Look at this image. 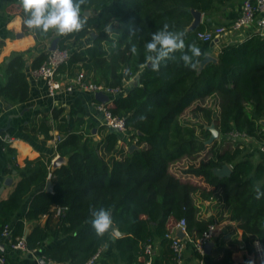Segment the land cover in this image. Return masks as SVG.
I'll list each match as a JSON object with an SVG mask.
<instances>
[{"label": "trees", "instance_id": "obj_1", "mask_svg": "<svg viewBox=\"0 0 264 264\" xmlns=\"http://www.w3.org/2000/svg\"><path fill=\"white\" fill-rule=\"evenodd\" d=\"M233 2L85 0L84 28L65 34L59 41L60 47L71 48L70 58L59 73L73 77L84 70L87 79L114 87H123L126 80L136 76V84L112 97L109 107L125 118L130 143L137 148L120 149L123 134L106 125L98 128L100 138L86 131L87 108L81 96L68 111L59 107L52 117L42 115L34 131L49 139L55 123L60 136L57 152L68 161L53 170L51 160L42 157L16 166L20 179L9 197L0 199V233L9 226L16 242L24 236L26 221L47 216L44 225L37 224L24 237L28 249H42L46 262L85 264L101 251L96 264H147L146 243L159 242L163 252L169 249L167 264H172L167 234L175 232L181 219H186L192 239L216 221L215 217H201L199 194L203 199L218 198L223 203L221 208L239 222L249 251H253L256 240L264 247V197L257 199V189L264 192V163L255 164L245 157L244 143L224 146L235 130L256 138L264 135V37L253 34L231 41L222 48L217 62L201 65L210 53L211 43L203 41L199 33L218 24L215 17ZM196 11L203 13L204 19L194 26ZM164 25L169 31L185 34V52L192 44L201 49L196 69L184 66L180 51L172 54L175 60L162 61L158 70L146 61L144 45ZM23 26L34 32L39 43L54 34ZM87 37L91 44L77 48ZM132 45L136 46L135 54ZM33 50L39 52L32 64L35 69L48 58L49 50L40 44ZM31 52H15L5 64L0 95L12 103L23 102L29 96L25 68L26 54ZM210 97L218 98L217 109L204 108V122L182 119L190 105ZM211 124L221 136L206 144L211 135L207 126ZM6 147L14 154L9 144ZM204 151L209 155L190 164L185 172L202 177L211 188L184 179L172 169L183 159L197 160ZM224 164H229L232 172L222 177L215 169ZM49 180L52 191L45 188ZM29 199L22 217L13 222ZM100 208L110 209L113 217L110 230L102 236L96 234L91 223L93 212ZM114 228L121 234L115 236ZM57 237L61 240L43 248L47 239ZM214 242L223 255L213 264H233V248L220 237ZM109 245L112 247L106 252ZM165 259L163 253L153 264ZM5 264L17 263L6 259Z\"/></svg>", "mask_w": 264, "mask_h": 264}, {"label": "crops", "instance_id": "obj_2", "mask_svg": "<svg viewBox=\"0 0 264 264\" xmlns=\"http://www.w3.org/2000/svg\"><path fill=\"white\" fill-rule=\"evenodd\" d=\"M243 0H235L231 3L222 13L215 17V21L218 24H224L233 20L239 13L240 7ZM23 6L22 0H0V82L4 79L5 73V64H7L15 52H25L32 50L31 54H26V68L25 72L27 74V79L29 82V96L28 98L19 103H12L7 100L5 97L0 95V199H7L17 181L20 177L17 174L16 166H24L27 159H36L42 157L44 159L51 160V169H55L60 165L67 163V157L61 156L57 152V141L56 138L59 136V131L57 130L55 123L54 128L50 131L52 135L51 138L45 139L44 134L37 133L34 131L36 129L37 122L44 114L53 116L55 109L59 107L66 108L68 111L73 104V102L80 96L84 99V103L87 108L86 122L84 124V129L90 131L96 137L100 138L98 135V128L104 125L103 115L97 109L94 102L97 97L88 91H85L80 88H75L72 91L61 90L58 91L55 95H50L48 91V86L46 82L42 79H38L33 74L32 64L35 57L39 54L38 51L33 50L35 45H45L47 50H50L51 47L55 44L59 46V41L65 36L55 33L51 38H48L42 43L37 42V37L31 30H26L23 26ZM204 19V14L201 13V21ZM214 20V19H213ZM215 23H213L214 25ZM254 26L248 28L243 32L244 37L250 36ZM231 35V34H229ZM228 35L224 36L227 37ZM217 38L213 43H211L210 53L212 56L217 57L221 52L222 48L227 45L232 40L226 38ZM243 37V38H244ZM91 44V38L87 37L78 43L76 46L85 47ZM62 78V76H61ZM133 78V79H132ZM127 80L125 85V92L136 84V76ZM66 84L70 82L69 79H65ZM105 97V101L111 103V98L108 100ZM261 123L264 125V119L261 120ZM264 134V127L262 130ZM5 136H10L14 140L11 142H6L3 140ZM221 136V135H220ZM219 136V139H220ZM225 142V147H234L236 146L231 143ZM246 147L245 157L250 158L255 164L264 163V154L260 151L261 144L264 143V135L261 138H256L255 136L248 133V138L246 141H243ZM6 144H9L11 148L14 149V154H11L7 151ZM229 144L230 146L226 145ZM136 149L137 146L135 143L131 144L129 137L123 134L122 139L119 142L120 149ZM204 154L199 156L197 160H192L193 162H199L202 159ZM186 161V168L190 164L189 159L182 160ZM182 161H179L175 164H178ZM187 170V169H186ZM174 171V170H173ZM178 176L190 180L199 185L211 188L202 177L196 176L193 174L183 172H176ZM8 179H11V184L7 185L6 182ZM52 183L50 180L47 182L45 188L47 189L48 184ZM3 188V189H2ZM48 190V189H47ZM53 190V184L52 189ZM218 191V190H217ZM216 191V192H217ZM197 203L200 206L201 217H215V220L218 222V232L216 237L212 240L219 238L224 239L225 244L233 248V264H256V241L254 242L253 251H249L246 248V244L243 241L242 234L243 230L239 227V222L232 220L230 213L227 209H222V202H219L218 198L213 200H207L200 197L198 194ZM30 199L23 205L21 211H19L13 222L20 219L23 213L26 211L29 205ZM47 216H43L40 220L37 221H26L24 228V237L30 233V231L37 225H44L46 223ZM115 235V234H114ZM117 236V235H115ZM21 238V237H18ZM17 238V239H18ZM186 240V250L184 264H213L214 261L219 260L223 253L222 250L217 248L215 242H213L212 247L208 253L203 257H200L194 245L191 242L190 237H183ZM25 239V238H24ZM58 240L57 238H49L43 243V248L45 249L48 246H52ZM259 243L260 241L257 240ZM15 241L12 238V235H4L0 233V254L1 258L10 259L12 262L17 264H62L54 261L46 262L42 256V249H33L28 251H22L13 247ZM155 254L154 259H159L162 257L163 253L166 256V259L162 261L161 264H167V257L169 249H165L159 242L155 243ZM262 245V244H261ZM3 247V249H2ZM112 246L109 245L106 248V252H109V249ZM264 249V247L262 246ZM46 262V263H45Z\"/></svg>", "mask_w": 264, "mask_h": 264}, {"label": "built area", "instance_id": "obj_3", "mask_svg": "<svg viewBox=\"0 0 264 264\" xmlns=\"http://www.w3.org/2000/svg\"><path fill=\"white\" fill-rule=\"evenodd\" d=\"M253 26L254 30L252 31L250 36L253 34H259L260 36L264 37V0H243L239 13L233 20L224 24H214L213 26L200 32L199 37L203 41L213 43L217 38H222L229 34L241 35L248 28H251ZM70 55V48H62L60 46H56L55 48L49 50L48 58L39 67L33 69L32 72L34 76L46 82L50 95H55L58 91L61 90L72 91L73 89L78 87L80 89L93 93L95 96L98 93H104L108 95L112 100V97L121 95L125 92V83L127 80L125 81L123 87H114L108 86L104 83H96L91 79H87L84 70H80L73 77L61 75L59 73V68L63 64L68 62ZM66 78L70 80L68 84H66L65 82ZM94 104L103 115L104 125L124 135H127V137L130 136V133L128 132L126 127L125 118L114 114L109 107L108 101H100L96 99ZM247 138L248 133L235 130L230 134L229 139L232 144L238 145L239 143H243V141H246ZM59 139L60 136H57L56 140ZM3 140L6 142H11L14 139L10 136H5ZM260 151L264 154V143L261 144ZM186 227L187 222L186 219L183 218L177 223L175 232H170L167 234V237L171 240V249L173 252L172 264H184L186 240L184 238H181L178 233L183 232L186 237H190L187 233ZM11 232L12 231L10 227L7 226L3 234L10 235ZM217 232L218 222L215 221L209 224L207 230H205L200 237L196 239H192L190 237L196 252L200 253L201 256H204L206 254V244L216 237ZM155 245L156 244L153 242H148L144 247V252L148 255L147 264H153ZM256 246V264H264V249L262 248L261 243H259L257 240ZM13 247L25 252L28 251V247L24 238H18L17 241L13 243ZM100 253L101 251H98L85 264H96L100 257ZM5 262L6 261L4 258H0V264H5Z\"/></svg>", "mask_w": 264, "mask_h": 264}, {"label": "clouds", "instance_id": "obj_4", "mask_svg": "<svg viewBox=\"0 0 264 264\" xmlns=\"http://www.w3.org/2000/svg\"><path fill=\"white\" fill-rule=\"evenodd\" d=\"M85 0H22L25 13L24 24L41 33L49 30L64 35L79 32L87 23V15L82 12ZM183 32L168 30L164 25L151 35L145 45V59L154 70H158L162 61L166 59L175 60L173 53L180 51V59L185 67L196 69L202 56L201 49L195 44L188 46V52L184 49L185 39ZM131 52L136 53V46L132 45ZM190 52V54H189ZM264 197V192L257 189V199ZM92 227L97 235L102 236L109 231L113 224L111 210L100 208L92 214Z\"/></svg>", "mask_w": 264, "mask_h": 264}, {"label": "rangeland", "instance_id": "obj_5", "mask_svg": "<svg viewBox=\"0 0 264 264\" xmlns=\"http://www.w3.org/2000/svg\"><path fill=\"white\" fill-rule=\"evenodd\" d=\"M244 36L245 35L243 33L241 35L240 34H231V35H228L227 37H224V38L232 40V41H237V40H243L247 37V36L246 37H244ZM217 103H218V98H216V97H210V99L208 98L205 100H198L188 107V109L186 110L182 119L190 121L192 123L204 122L205 121L204 108L211 107L212 109L215 110V109H217ZM227 143H231V141L228 140ZM226 145L232 146L233 144L231 143L230 145L229 144H226ZM203 154H204L202 156L203 158L206 157L207 155H209L206 153V151H204ZM185 160H187V159H185ZM189 161L190 162H188V165H189V163H193V164L196 163V162H193L191 159H189ZM186 165H187L186 161L185 162L182 161L178 164H174L172 166V169L175 172L180 173V172L186 171V169H187Z\"/></svg>", "mask_w": 264, "mask_h": 264}, {"label": "water", "instance_id": "obj_6", "mask_svg": "<svg viewBox=\"0 0 264 264\" xmlns=\"http://www.w3.org/2000/svg\"><path fill=\"white\" fill-rule=\"evenodd\" d=\"M87 14H89V12H87ZM201 22V12L199 11H196L195 12V21H194V26L198 25L199 23ZM56 46H58L57 44L53 45L51 47V49L55 48ZM209 61H213V62H217V57H214L212 56L211 54H207L205 59L202 61L201 65H205L207 62ZM96 97L98 100L100 101H105V97H107L106 99L108 100L109 96L104 94V93H98L96 94ZM207 128L210 129L211 131V135L209 137V139L207 140L206 144H212L215 140H218L219 139V136H220V132L219 130L215 127L214 124H211L210 126H207ZM135 147V145L133 147H131V150ZM215 172L217 175L219 176H229L232 172V168L229 164H224L222 167H218L215 169ZM7 185L11 184V179H8V181L6 182ZM48 190L51 191L52 189V183H49L48 186H47ZM3 189V188H2ZM113 233L115 235H120L121 232L117 229V228H114L113 230ZM178 235L183 238L184 237V233L183 232H179ZM214 241H210L206 244V247H205V250H206V253L209 252L210 250V247H212V244H213ZM3 249V247H2ZM0 258H1V254H0Z\"/></svg>", "mask_w": 264, "mask_h": 264}, {"label": "bare ground", "instance_id": "obj_7", "mask_svg": "<svg viewBox=\"0 0 264 264\" xmlns=\"http://www.w3.org/2000/svg\"><path fill=\"white\" fill-rule=\"evenodd\" d=\"M184 237H186L185 234H184Z\"/></svg>", "mask_w": 264, "mask_h": 264}]
</instances>
